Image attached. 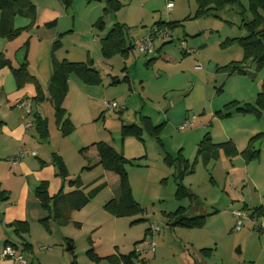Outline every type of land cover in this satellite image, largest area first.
<instances>
[{
  "label": "rangeland",
  "instance_id": "obj_1",
  "mask_svg": "<svg viewBox=\"0 0 264 264\" xmlns=\"http://www.w3.org/2000/svg\"><path fill=\"white\" fill-rule=\"evenodd\" d=\"M118 1L121 5L111 12V19L128 27L127 39L134 45L128 57L120 53L102 56L101 44L95 40L96 36L89 33L80 32L66 37L64 41L69 46V57L86 60L81 56L89 51L101 82L83 84L77 75H70L66 101L62 103L73 125L69 134H61L54 110H47L49 104L44 114L49 129L47 141H42L46 145L44 148H54L56 153L58 150L68 169L67 179L78 178L83 191L91 196L90 200L81 209L74 210L68 222L52 224V232L34 223L31 250L24 252V258L28 264H69L72 257L77 264H117L119 254L144 249L142 240L148 236L146 229L158 226L159 231L153 236L155 250L138 253L133 264H264V212L251 216L255 203L247 201L249 218L241 229L235 230L232 210L241 209L242 202L231 209L229 201H214L222 194L220 189L227 165L223 160L212 156L207 166L197 161L192 174L194 190L202 201L200 206H205L197 214L212 210L217 212L207 215L200 228L172 225L164 212L174 211L177 207L173 197V176L169 177L164 188L158 183L160 179H156V175L160 174L157 163H164L165 149L146 130L143 141L133 136L122 139L120 129L122 123L144 127L141 115H149L158 123L166 121L161 133L166 149L171 148L177 154L184 147L185 154H189L192 160L197 154V148L192 143L194 135L202 137L208 132L213 139L219 140L233 136L245 146L253 130H264V112L260 116L235 110L227 116L216 113L231 109V105L224 108L231 100L242 104L255 103L257 92L264 82V66L258 69L252 61L238 63L245 73L232 71L231 67L232 61L243 59V48L235 38L245 36L248 32L243 23L253 20L249 0H229L221 7L213 4L206 13H197L196 0ZM168 1L172 2L171 8L167 7ZM98 3V0H74L72 9L79 16L91 13L95 19L98 16L96 12L101 15ZM158 21H174V24L165 26L166 36L155 37L153 53L139 51V40L157 27ZM111 25L109 20L106 32ZM96 32L98 29L94 28L93 33ZM84 36L86 44L76 43ZM152 56L157 59L147 63ZM126 75L131 81L123 80ZM114 77H119L121 81L112 84ZM82 87L90 90L82 91ZM27 88L31 90L23 88L19 92L26 94L25 100L31 104L29 100L34 90L29 85ZM113 100L123 105L122 112L118 109L111 112L104 110V102ZM36 109L37 105L33 104L32 110ZM193 114L197 117L194 127L189 128L191 126L188 125L180 130L179 126ZM186 121L194 122L192 119ZM30 129L35 133L34 128ZM97 141L112 144L116 151L132 159L133 164H127L126 169L132 198L142 211L117 216L104 207L117 185L111 184L114 179L109 174L106 176L111 185L106 184L101 165L91 170L84 167L87 148ZM7 142L8 139L0 136V187L14 182L7 176L9 170L15 169L8 157ZM35 143L38 145V141ZM39 152L41 150L38 151L41 156ZM210 176L216 184L209 182ZM247 185L245 192L248 190L251 193L252 185L249 182ZM183 205L187 206L188 202L184 201ZM213 206L214 209H211ZM2 230L9 229L3 226ZM68 245L72 248L68 249ZM2 246L3 236L0 234V252ZM203 247L213 249L209 256L204 257L199 252ZM89 249L100 259H91L87 254ZM11 264L19 263L12 261Z\"/></svg>",
  "mask_w": 264,
  "mask_h": 264
},
{
  "label": "crops",
  "instance_id": "obj_2",
  "mask_svg": "<svg viewBox=\"0 0 264 264\" xmlns=\"http://www.w3.org/2000/svg\"><path fill=\"white\" fill-rule=\"evenodd\" d=\"M31 1L34 4V18L33 16H26V15H16L14 17V26L22 30L13 39H7L6 37H2L0 35V53L2 54V57L4 59L5 58L9 59L12 65H18L26 55L29 71L38 79L43 91L46 93L48 84L53 74L55 63H57L58 61L64 58L69 61H76V62H84L87 59L91 58L89 51H86L81 56V57H85L86 60H81L83 58H75V59L70 58L69 57L70 53L67 50L69 46H67L68 43H65L64 39L68 36L73 37L74 34L76 36L80 32L84 34L89 33L90 35L96 36L95 40H97L100 45L101 38L105 36L108 30H110V28H112V26L117 21L111 19V14H112L111 12L109 13L104 12V7L106 6V0L105 1L98 0L99 3L97 6L101 7V9L99 10L101 15L96 12L95 15H98L99 17L97 16L95 19L93 18V16H91V13L82 14V16H79L77 11L74 8L72 9L73 3L69 8H65L60 0H31ZM100 20L102 21V25L99 24ZM109 20L112 21V25L106 32V23ZM94 28L98 29V32L93 33ZM76 43L78 44L81 43L82 45L86 44L87 43L86 36H84L82 40H76ZM12 53H14V55ZM13 57L17 59V62H15V60H12L14 59ZM151 58H153L152 61H155L157 59V57L155 56L150 57V59ZM70 79L72 80V78ZM123 80L131 81L130 77L127 75L124 76ZM120 81L121 80H119L118 77L115 83H119ZM82 83L86 84L84 82ZM27 85L33 87L34 90L33 95H34L35 94L34 84L32 83L26 84L23 87L25 90L28 89ZM21 89H18L16 87L10 68L7 65L0 66V136L5 137L9 141L5 144V146H9L8 149L9 160L11 157L17 154L19 149L25 151V154L22 157H20L15 164H12L10 162L15 169L14 171L9 170L7 176H9V178L14 180L13 184L9 186L7 185L5 187L4 186L0 187L1 189L5 190L8 193V198L6 200H0V234L3 236L2 249L4 247V243L6 240L15 242L18 245L23 240L30 243V240L33 237L32 234L33 224L34 223L41 224L39 220L49 215L48 211L44 210L40 206V201L35 194L36 188L41 182H46L49 196H53L64 185H65V189H68V186L66 185L67 180H64L60 175H58L57 169L52 161L53 153L58 154L59 153L58 150L56 153L55 150H53L54 148H50V149L44 148V146L46 145L42 141H47L48 137L45 139L40 138L37 133V130L34 127H26L25 125V121H26L25 111L23 108L17 106L19 102L25 100L26 98L25 96L26 94L22 95V93L19 92ZM89 90L90 89H86L82 87V91L86 92ZM29 101H31V109L33 104L37 105V109L34 111L32 110L31 112L32 115L36 113L41 117H45L44 114L47 104H49V106L51 107V108L50 107L47 108L48 111L51 112V110H54V107L48 98H46L44 101L39 103L33 101L32 98ZM65 101L66 98H64L63 102ZM141 116L150 117L149 115H141ZM196 118H197L196 115L193 114L190 119L189 118L186 119V120H191V119L194 120L192 125H190L191 127L189 128L194 127ZM150 119L153 124L155 125L159 124L157 121L154 122L151 117ZM162 122H165L166 124V121H162ZM30 128H34L35 133L31 132L32 129ZM164 129L165 126L163 127L162 133ZM253 131L254 132H252L249 137H251L252 135H254L259 131H264V130H260V128H258ZM194 133L195 131L192 132V134ZM205 134L209 135L208 132H206ZM203 136L202 137H199L198 135L193 136L192 143L193 145H195L196 148L198 142L203 138ZM209 136L212 139V141L215 143H221L230 140L233 142L234 146L236 147V152L232 155H227L222 149L213 150L212 156L214 158L217 157L220 158L221 160H223L225 164H227L224 169L225 176H224L222 188L220 189L221 190L220 194L221 193L222 194L219 197H217L216 200H214L215 203H220L221 200L222 201L224 200L225 202L229 201V203H231V209H233L234 207H236L237 204H239V202H242L241 209H245L247 211L249 209L247 201L248 203L250 201L251 204L255 203L254 207L264 204V152H262L264 151V147H262V144H264L262 143V141H264V139H259L254 142L252 148L254 150L258 149L259 154L254 160L247 161L244 153L242 152L244 149L248 147V143L247 145L245 144V146L244 144H239L237 138H234L233 136H229V138H225L223 140L213 139L211 135ZM160 137L163 142L164 138H162V135H160ZM142 140L144 141L143 138ZM35 141H38L37 143L38 145H36ZM163 144L165 149L164 152L166 151L172 156L176 155V152L174 153L171 150V148L167 150L164 142ZM183 149L184 147L179 149L181 151L182 156L185 159L192 160L190 158L191 156L189 154H185V150ZM40 150L41 152L39 153H41V156H39L38 154V151ZM195 151H197V149ZM32 152H34V154H32ZM58 155L61 156L60 154ZM84 159L87 160L84 167L88 170L93 169L96 165H100L98 164L99 158L95 146H91L87 148V152L84 156ZM161 159H162V155H161ZM197 160L202 166L204 165L207 166L208 162H210L211 160V157L210 160H208L206 163L203 162L200 157H198ZM164 163H157L158 170L160 171V174L157 175H161L162 177L156 175V179H160L158 183H161L160 185L162 186V188L168 185V179L170 176L172 177L175 171L174 166L172 165L168 166L166 163L165 164ZM193 172L188 173L184 176L183 183L196 195V199L193 202H190L188 199L179 201L175 199V196H173L177 207L179 206V204L183 205L184 201L188 202V205H190L188 212L189 215H196L199 209L202 208V206L205 207L204 205L200 206V203L202 201L199 197L198 192L194 190L192 184L194 182V180L192 179ZM106 175L107 173L103 169V177L106 181V184L117 185V188L113 192L112 194L113 196L111 198H118L120 194L118 181L114 180L113 183L110 184ZM209 182L212 185L214 183L216 184V182L211 176L209 178ZM248 182L252 185L250 186L252 188L251 193L248 190L245 192L244 187L247 185ZM174 185H175V181H174ZM175 189H176V185H175ZM253 193H255V195L251 196L250 194ZM223 195H224V199H223ZM205 198H207V196H205ZM205 209H206L205 211H207V208ZM211 209H214V206ZM171 212L173 211L164 212V214L167 216ZM216 212L217 210L216 211L212 210L211 212L207 211L201 214L212 215L215 214ZM16 221H27L29 225L28 232L27 233L21 232L17 234L14 231L15 229L14 223ZM52 224H56V222L50 216L48 220V226L50 232H52L51 231ZM3 226H5V228L9 230H5V231L2 230ZM25 252L27 251L25 250ZM199 252L201 254L203 253L201 250ZM203 255L204 257L209 256L204 253ZM11 262L12 261L8 258L0 257V264H11ZM117 264H123V263L118 261Z\"/></svg>",
  "mask_w": 264,
  "mask_h": 264
},
{
  "label": "trees",
  "instance_id": "obj_3",
  "mask_svg": "<svg viewBox=\"0 0 264 264\" xmlns=\"http://www.w3.org/2000/svg\"><path fill=\"white\" fill-rule=\"evenodd\" d=\"M65 8H69L73 0H60ZM225 1L229 0H196L198 5L197 13H206L213 4L216 7H221ZM121 5L118 0H106V6L104 12L109 13L117 9ZM249 8L253 13V20L243 23L247 29V34L240 38H235L239 45L243 48L244 55L241 61H232V71L239 73H245L242 65L247 61H252L256 64L259 69L264 66V0H249ZM16 15L33 16L34 18V4L31 0H0V35L7 39L15 38L22 29L14 26V17ZM50 24V23H49ZM47 24V25H49ZM102 25V21H99ZM174 24L172 22L158 21L156 26L158 29L165 28V26L171 27ZM51 25V24H50ZM128 27L123 24L116 22L110 30L101 38L100 52L104 57H110L116 53L122 54L125 58L128 56L130 50L133 48V43L128 41ZM158 50H160L158 48ZM140 51V50H139ZM146 53V52H144ZM153 53V50L152 52ZM153 58H149L147 63L152 61ZM7 65L12 73L16 87L18 89L23 88L26 84H34L35 94L32 100L39 103L44 101L46 98L49 99L54 107V114L56 122L61 131L62 135L69 134L73 125L69 118L66 116L65 108L62 106L64 98L67 94L68 79L70 75H77L80 80L86 84H98L101 82L99 72L93 67V60L87 59V62H76L62 59L55 63L51 80L48 84L47 92L45 93L38 81V79L29 71L28 61L26 55L24 59L18 65H12L10 60L3 58L0 53V66ZM231 71V72H232ZM117 77H114L111 83H115ZM27 101V100H23ZM31 102V101H30ZM231 105V109L222 112L217 111L219 116L231 115L232 111L240 113H253L260 116L264 112V82H262L260 90L257 92V98L255 103H244L239 101L231 100L224 105V108ZM31 106V104H30ZM23 108V107H21ZM24 109V108H23ZM32 110V109H31ZM121 111L122 109H118ZM25 111V109H24ZM33 125L37 130L40 138L45 139L49 135L48 121L45 117L34 113L32 115ZM141 121L144 127L135 123L121 125V136L122 139L128 136H133L142 140L144 130L150 135L154 136L157 142L163 147L164 144L160 137L165 122L159 124H153L150 117L141 116ZM264 139V131H259L252 135L248 141V147L243 150L246 160L255 159L258 154V149H253L252 146L255 141ZM90 146H95L97 155L99 158L98 164L106 171L107 174L119 183L120 194L118 198H111L105 204L104 207L111 211L117 216H122L133 211H142L138 203L132 198L131 185L126 169L127 164H133L132 159L126 158L122 153L116 151L114 146L108 142L97 141L91 143ZM86 149V148H84ZM222 149L227 155H232L236 152V147L230 140L215 143L212 141L208 134H205L203 138L197 144V154L193 160L185 159L181 152L178 151L175 156L164 152L163 160L168 166H174L175 171L173 173V179L175 181V199L184 200L188 199L193 202L196 199V195L183 183V178L186 174L192 173L195 170L198 157L203 162H207L212 157L213 150ZM80 151H83L81 149ZM52 161L57 169L58 175L64 180H67L66 185L68 189H65V185L62 186L57 193L53 196H49L47 191L46 182H41L36 188L35 194L40 201V206L48 211L49 215L39 220L47 232H50L48 226V220L51 218L57 223L62 224L68 222L71 218V214L74 210L81 209L90 200V195L86 194L81 188V182L79 179H67V168L61 156L53 153ZM8 193L0 189V200H6ZM189 207L179 204L175 211L169 213L167 216L172 222V225L181 226L184 228H200L206 221L207 214H196L189 215ZM245 210V209H244ZM264 212V204L253 207L251 216H259ZM132 224V223H131ZM14 231L19 233L28 232L27 221H16L14 223ZM148 229H146L147 233ZM12 245L21 252L25 250H31V244L25 240L21 241L18 245L15 242L6 240L4 246ZM70 248H72L70 246ZM204 254L210 255L211 248L203 247L200 249ZM87 254L91 259H100L92 249L87 250ZM138 258V253L135 250H131L127 254H119V261L123 264H133V259ZM69 264H77L75 257H72Z\"/></svg>",
  "mask_w": 264,
  "mask_h": 264
},
{
  "label": "built area",
  "instance_id": "obj_4",
  "mask_svg": "<svg viewBox=\"0 0 264 264\" xmlns=\"http://www.w3.org/2000/svg\"><path fill=\"white\" fill-rule=\"evenodd\" d=\"M167 7L171 8L172 7V2L168 1L167 2ZM161 35L162 37L167 35V31L164 28L158 29L157 27H154L147 35H144L141 37L138 43V49L141 52H146L150 53L152 52L153 48V41L155 37H158ZM18 107H23L25 109V115H26V121L25 125L26 127H31L33 125V118H32V110L30 103L27 101H21L17 104ZM117 109H124L123 105L120 106L115 100L113 101H105L104 102V110L111 112L115 111ZM192 121H185L184 124L179 126V129L182 130L186 126L192 125ZM25 154V151L19 149L17 154L13 157L10 158V162L12 164H15L20 157H22ZM34 154V152H32ZM232 215L235 218V230L241 229L243 224L248 220L249 216L247 214V211L244 209H234L232 210ZM159 231L158 226H151L148 230V236H146L143 240L142 243L144 245V249H136L137 253L141 254L144 251H154L155 250V242L153 241V236ZM1 258H8L11 261L19 264H28L26 259L24 258V253L19 251L17 248L14 246L8 244L3 247L1 253H0Z\"/></svg>",
  "mask_w": 264,
  "mask_h": 264
},
{
  "label": "water",
  "instance_id": "obj_5",
  "mask_svg": "<svg viewBox=\"0 0 264 264\" xmlns=\"http://www.w3.org/2000/svg\"><path fill=\"white\" fill-rule=\"evenodd\" d=\"M67 248L70 249V245H68Z\"/></svg>",
  "mask_w": 264,
  "mask_h": 264
}]
</instances>
